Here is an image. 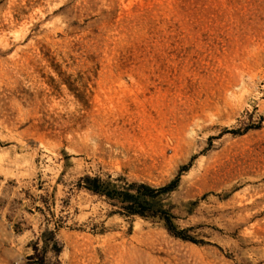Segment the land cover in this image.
Returning <instances> with one entry per match:
<instances>
[{"label": "rangeland", "instance_id": "374dc122", "mask_svg": "<svg viewBox=\"0 0 264 264\" xmlns=\"http://www.w3.org/2000/svg\"><path fill=\"white\" fill-rule=\"evenodd\" d=\"M0 264H264V0H0Z\"/></svg>", "mask_w": 264, "mask_h": 264}, {"label": "trees", "instance_id": "16d2710c", "mask_svg": "<svg viewBox=\"0 0 264 264\" xmlns=\"http://www.w3.org/2000/svg\"><path fill=\"white\" fill-rule=\"evenodd\" d=\"M179 178H174L168 184L156 189L145 183H128L119 188L108 180L85 176L81 178L82 187L105 197L108 201L120 205L124 216H141L142 218H157L171 235L186 239L175 229L172 214L157 205V199L175 189Z\"/></svg>", "mask_w": 264, "mask_h": 264}]
</instances>
